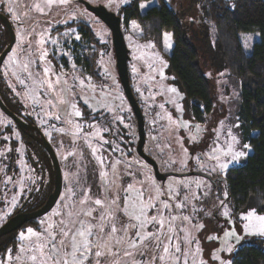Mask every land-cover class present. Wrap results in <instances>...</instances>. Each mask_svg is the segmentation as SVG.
<instances>
[{"label": "rangeland", "instance_id": "rangeland-1", "mask_svg": "<svg viewBox=\"0 0 264 264\" xmlns=\"http://www.w3.org/2000/svg\"><path fill=\"white\" fill-rule=\"evenodd\" d=\"M3 1L16 42L0 65L1 89L53 145L63 189L48 213L0 249V264H232L238 246L264 243V213L237 212L223 182L214 185L198 175L163 182L155 177L137 152V119L118 76L112 32L84 2L122 18L131 85L145 119L144 150L162 172L227 177L251 153L239 116L242 82L234 72L202 60L214 109L196 121L168 74L173 33L157 36L140 19L125 26L122 8L134 0ZM162 1L141 0L140 10ZM164 1L190 9L196 26L205 21L196 0ZM82 27L92 31V41L82 36ZM239 36L246 53L260 39L258 32ZM79 43L83 59L90 57L89 68L75 63ZM2 174L0 226L21 206L22 196L35 188L49 194L53 182L16 122L0 108ZM43 181L46 188H40Z\"/></svg>", "mask_w": 264, "mask_h": 264}, {"label": "trees", "instance_id": "trees-1", "mask_svg": "<svg viewBox=\"0 0 264 264\" xmlns=\"http://www.w3.org/2000/svg\"><path fill=\"white\" fill-rule=\"evenodd\" d=\"M140 1L134 0L132 4L122 8L123 22L128 26L131 20L140 19L143 23L150 24L157 36L163 31L173 33L174 46L168 53V74L173 76L174 84L185 95L196 121H203L204 116L214 109L211 85L202 69V60H209L218 70L230 69L240 78L242 104L239 116L242 137L243 141L251 146V153L240 166L230 169L226 177L229 194L227 191L226 193L237 212L255 209L264 213V0H196L201 4L202 16L205 19L203 24L198 26L196 16L193 17L190 9L175 6L172 8L163 0L161 5H153L142 13ZM79 31L83 37L93 40V33L89 28L82 27ZM242 32L260 34V39L254 42L250 53L245 52L240 41L239 34ZM9 41L10 38L0 40V54ZM80 47L81 43L76 44L73 49L75 63L89 68L90 57L83 59ZM0 95L13 112L28 123L34 124L32 120H26L7 100L1 85ZM18 127L28 140L29 150L38 154L41 165L49 171L53 181L49 186L48 195L46 191H38V188H35V195L29 202L30 210L27 211L32 212L42 208L47 202L54 186L55 170L38 131L32 127ZM10 164L14 168L16 158H12ZM16 173L17 170L13 169V180ZM0 177L4 180V174ZM219 182L221 181L217 180L212 183L217 185ZM44 183L46 182L43 181L40 188L47 187ZM21 200L23 202L26 199L22 196ZM17 213H22L19 208L14 215ZM31 222L33 220L19 229ZM19 229L0 236V249ZM232 264H264V243L251 240L238 246L232 255Z\"/></svg>", "mask_w": 264, "mask_h": 264}, {"label": "water", "instance_id": "water-1", "mask_svg": "<svg viewBox=\"0 0 264 264\" xmlns=\"http://www.w3.org/2000/svg\"><path fill=\"white\" fill-rule=\"evenodd\" d=\"M84 4L86 5L87 9H89L91 12L97 15L110 28L112 32V41H113V47H114V52H115V57H116V66H117L118 76L122 84V87L124 89V92L126 94V97L137 119L138 135H139V140L137 144V152L146 162L152 165L154 169L155 177L159 181L163 182L170 176L198 175V176L208 178L213 183H216L217 180L224 182L226 191L229 194V186H228V180L226 176L220 175V173H218L217 177L213 178V176H211L210 174L206 172H202V171H189L185 173H179L175 171L162 172L159 168L157 161L145 152L144 150L145 143H146L145 119H144L141 106L139 105V102L133 92L132 85H131L129 65H128V62L131 57H130V50L127 46L125 35L122 29V18L120 15H115L111 13L105 7L94 6L88 2H84ZM0 17H2L3 20L5 21L8 27V30H9V34H10V43L0 54V65H1L3 61L5 60V58L7 57V55L11 52L16 42V33H15L14 26L12 22L10 21V19L2 14H0ZM0 108L4 113H6L9 117H11L16 122V124L19 125L20 127L22 128L32 127L38 131V133L41 135L44 147L49 153V156L51 158V161H52V164L55 170L54 186L52 188V192L47 202L45 203V205L36 211L27 212V213H17L11 216L2 226H0V236H2L6 233L19 229L21 226H23L24 224H26L27 222L31 220L37 219L45 215L54 207L63 189V172H62V168H61L57 153L53 145L51 144V142L47 139V137L43 133V131L36 124L28 123L23 118H21L19 115H17L15 112H13L5 104L1 95H0Z\"/></svg>", "mask_w": 264, "mask_h": 264}, {"label": "flooded vegetation", "instance_id": "flooded-vegetation-1", "mask_svg": "<svg viewBox=\"0 0 264 264\" xmlns=\"http://www.w3.org/2000/svg\"><path fill=\"white\" fill-rule=\"evenodd\" d=\"M6 1H7V0H6ZM0 14L6 16V17L9 18L10 21H11L10 15H9L8 11L5 9V3H4L3 0H2L1 3H0ZM11 22H12V21H11ZM12 24H13V22H12ZM0 27H1V28L3 27V29H4V30H3L4 34H2V33L0 34V40L2 41V40H4V38H6V39L10 38V34H9L8 27H7L5 21L3 20L2 17H0ZM3 35H4V37H3ZM12 178H13V177H12ZM1 181L3 182L2 177H0V187H1V183H2ZM35 192H36L35 190L32 191V192L30 193V195L26 198V200L22 202L21 206L19 207V211H20V212H22V213H26L27 211L30 210L29 202H31L32 198H33L34 195H35ZM47 198H48V197H47ZM46 200H47V199H45V201H46Z\"/></svg>", "mask_w": 264, "mask_h": 264}]
</instances>
